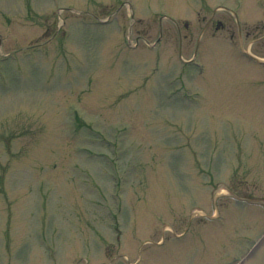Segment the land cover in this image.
I'll return each instance as SVG.
<instances>
[{"label": "rangeland", "instance_id": "374dc122", "mask_svg": "<svg viewBox=\"0 0 264 264\" xmlns=\"http://www.w3.org/2000/svg\"><path fill=\"white\" fill-rule=\"evenodd\" d=\"M263 2L0 0V264L242 256L264 230V64L228 30L185 60L211 8L262 31Z\"/></svg>", "mask_w": 264, "mask_h": 264}, {"label": "flooded vegetation", "instance_id": "af4514ba", "mask_svg": "<svg viewBox=\"0 0 264 264\" xmlns=\"http://www.w3.org/2000/svg\"><path fill=\"white\" fill-rule=\"evenodd\" d=\"M216 9H223V8L220 5H218L217 8H213L211 13L207 17L205 26L206 27L213 26L217 30L226 29V30L230 31V36H231V38H233V36H234V29H233L234 22H229L227 19H223V18L222 19L217 18L216 17ZM229 19L231 20V18H229ZM258 27L259 26L256 25L254 27V29H245L242 25H240L239 29H238V34H237V37H239V43L242 45L243 40L245 38L249 39V43L247 45H249L250 49H252V47L254 46L253 48L255 50L256 45L259 43L257 41V39L260 38L258 36H255V31H257ZM243 49H244V47H243Z\"/></svg>", "mask_w": 264, "mask_h": 264}, {"label": "water", "instance_id": "95a60500", "mask_svg": "<svg viewBox=\"0 0 264 264\" xmlns=\"http://www.w3.org/2000/svg\"><path fill=\"white\" fill-rule=\"evenodd\" d=\"M237 264H264V234Z\"/></svg>", "mask_w": 264, "mask_h": 264}]
</instances>
